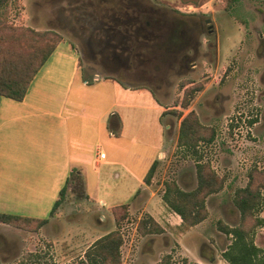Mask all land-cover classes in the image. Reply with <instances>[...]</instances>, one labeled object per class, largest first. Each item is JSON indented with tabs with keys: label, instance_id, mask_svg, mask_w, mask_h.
I'll list each match as a JSON object with an SVG mask.
<instances>
[{
	"label": "rangeland",
	"instance_id": "rangeland-1",
	"mask_svg": "<svg viewBox=\"0 0 264 264\" xmlns=\"http://www.w3.org/2000/svg\"><path fill=\"white\" fill-rule=\"evenodd\" d=\"M140 12L155 20L151 25L160 24L155 31L157 36L166 35L172 20L184 21L188 34L195 33L201 43L199 52H189L184 67L178 70L171 69L169 56L158 60L155 49L144 48L138 41L129 46L130 41L124 43L122 38L119 46L110 49L112 56L107 51H90L88 45L106 39L104 35L98 37L100 32H91L90 23L101 19L100 14L109 23V14L115 18L125 14L132 19ZM207 20H211L212 34L207 32ZM0 23L14 27L16 31L11 33H15V42L31 45L32 36L22 31L30 29L58 36L60 46L77 48L81 52L80 81L97 74L153 92L169 111L161 121L168 153L152 180V190L159 196L163 195L165 183L172 181L184 191L194 190L199 157V163L224 183L219 193L207 198L208 217L194 231L182 220L178 227L170 224L172 219L161 214L158 217L165 227L155 220L161 232L146 235L144 223L151 215L142 208L140 197L132 201L127 212L97 209L84 199L83 194H93L97 184L95 169L86 166L87 190L84 187L80 194L82 189L69 187L67 201L44 226L40 227L37 221L0 223V237L14 245H9L14 248L11 254L0 253V264H89L86 253L98 239L112 232L119 234L123 242L119 264H228L222 254L231 237L221 228L241 225L233 202L235 193L250 181L255 188L264 185V0H10L0 10ZM194 87L202 90L195 93L189 108H182L181 103ZM98 90V94L102 90L107 93L105 104L112 96L116 100L110 89ZM191 111L204 129H215L212 143L198 144V155L178 147L181 121ZM114 112L124 116V134L114 137L102 151L122 158L119 151L129 144V135L139 142L138 154L144 159L152 157L150 147L159 139L154 112L141 110V124L133 109L117 107ZM107 122L110 126L109 117ZM76 130L82 144L98 146L87 121L84 129ZM120 170L116 167V172ZM111 178L115 183V173ZM261 194L264 198V190ZM124 201L129 202L122 197L107 199L109 206ZM156 205L153 203V208ZM255 216L264 218V206ZM253 224L250 219L245 226L251 228ZM253 240L264 250V227L254 228ZM32 253L40 257L38 262L30 260Z\"/></svg>",
	"mask_w": 264,
	"mask_h": 264
},
{
	"label": "crops",
	"instance_id": "crops-1",
	"mask_svg": "<svg viewBox=\"0 0 264 264\" xmlns=\"http://www.w3.org/2000/svg\"><path fill=\"white\" fill-rule=\"evenodd\" d=\"M80 59L77 48L59 45L22 102L0 98V213L49 219L71 171L75 170L87 190L88 175L84 171L88 170L86 166H93L96 190L93 194H83L93 207L105 210L123 204L132 206V201L140 197L142 208L162 227L165 226L158 217L161 214L172 219L170 224L180 226L181 218L168 211L152 185L144 183L153 162L158 161L160 165L168 153L161 122L166 108L143 86L132 88V84L100 78L97 74L80 81ZM101 87L110 89L116 100L112 96L105 104L107 93L102 90L98 94ZM117 107L133 109L139 124L143 123L141 110L154 112L159 139L150 147L152 157L144 159L138 154L139 142L129 135V144L119 151L122 158H117V153L102 151L114 137L124 134V116L114 112ZM108 117L110 126L106 123ZM86 121L96 135L98 146L82 144L80 140L76 129H84ZM116 167L122 172H116ZM114 173L115 183L111 178ZM120 197L129 202L108 205L107 199ZM153 203L157 204L155 208ZM199 225L189 230L194 231Z\"/></svg>",
	"mask_w": 264,
	"mask_h": 264
},
{
	"label": "trees",
	"instance_id": "trees-1",
	"mask_svg": "<svg viewBox=\"0 0 264 264\" xmlns=\"http://www.w3.org/2000/svg\"><path fill=\"white\" fill-rule=\"evenodd\" d=\"M10 0H0V10L5 7ZM238 1V0H233ZM178 34L164 39L163 47L169 48L177 41L178 44L185 45L187 36L184 21H178ZM6 30V31H5ZM14 27L9 25L3 26L0 23V98H7L16 102H22L34 79L38 76L42 68L49 61L60 43V38L49 33H39L30 29L27 31L33 38L31 45H25L21 41H13L15 32ZM7 32V33H5ZM55 37V39L53 38ZM126 88L125 85L122 84ZM202 90V87H194L189 91V97L186 98L181 107L189 108L191 100L195 93ZM166 110H168L166 108ZM169 111H165V116ZM172 114H177L172 111ZM169 114V113H168ZM179 115V114H178ZM255 121H250L253 124ZM209 131V135H205L203 131ZM215 139V129H204L198 121L197 115L190 112L186 115L180 124L178 147L185 151H191L193 155H198L195 151L200 142L212 143ZM199 159L196 160V178L197 187L192 191L182 190L176 181L165 183V190L161 196L162 201L171 210L177 214L184 225L188 228L195 227L204 222L208 217L206 208L207 198L211 195L219 193L223 188V181L218 179L209 168L202 164ZM159 166L158 161H154L144 177V183L148 186L152 185V180ZM77 187L83 194L84 183L82 179L76 175L75 170L71 171L66 180L64 187L61 189L59 198L55 201L49 217L52 218L58 209H61L68 197L69 187ZM261 190L263 187L255 188L250 181L244 188L238 189L234 197V206L239 212L242 219L241 225L237 227L224 226L221 228L226 236L231 237V243L227 246L222 254L223 259L228 264H264V250L257 247L253 240V231L255 227H264V218L255 216L264 206V198ZM87 197L84 196V199ZM129 204H123L113 207L115 209H124L127 212ZM253 220L254 224L251 228H247L245 223ZM49 219H31L14 214L0 213V223L8 225H17L19 222H35L41 226L47 224ZM155 219L150 216L148 221L144 223L145 234L160 233L161 228ZM122 239L116 232L98 239L92 246V249L86 253L89 264H119L120 248ZM40 257L36 255L35 261L38 262Z\"/></svg>",
	"mask_w": 264,
	"mask_h": 264
},
{
	"label": "flooded vegetation",
	"instance_id": "flooded-vegetation-1",
	"mask_svg": "<svg viewBox=\"0 0 264 264\" xmlns=\"http://www.w3.org/2000/svg\"><path fill=\"white\" fill-rule=\"evenodd\" d=\"M111 1L113 2V0ZM100 15L101 19H99L98 21H92V23H90L92 27L91 32H100V35L98 37L101 38L100 36L104 35L106 39H101L103 40L102 42L101 40H99L95 41L92 45H88L92 53L103 54V52L107 51L112 56L113 51H110V49L119 46L121 43V39L124 38V43L130 41L129 46H132L135 41H138L144 48L148 46L155 49V51L158 53V60H162L164 58L167 59V57L169 56L172 63L171 69L177 67L179 70V68H181L182 66L184 67V61L188 59L187 54L189 52L198 53L200 50L201 43L197 41L195 33L191 31L190 34H188L187 30L183 31V33H185L187 36L185 45L180 46L178 42L175 41L169 48V50L168 48L163 47V41L164 39H168L169 34L170 36L178 34L179 24L177 18L175 20H172L170 28L166 30V35L161 34L160 36H157L155 31H157L160 24L151 25V22H154L155 20L153 18H150L149 15H142L141 12L134 16L132 19H130L125 14H123V18H115L113 14H109L107 17L109 23L104 20L103 14ZM205 23L207 24V32L209 34H212L214 31L212 29V25L210 24L211 20L210 22H208L207 20ZM135 25L137 26V28H134ZM194 68H196V66H194L192 69ZM10 244L13 245V243L6 242V240L0 237V253L7 254L9 252H12L14 248L12 249V247L9 246ZM32 254L34 255L31 256L30 260H35L37 254ZM19 263L22 264L21 261H19ZM23 264L25 263L23 262Z\"/></svg>",
	"mask_w": 264,
	"mask_h": 264
},
{
	"label": "built area",
	"instance_id": "built-area-1",
	"mask_svg": "<svg viewBox=\"0 0 264 264\" xmlns=\"http://www.w3.org/2000/svg\"><path fill=\"white\" fill-rule=\"evenodd\" d=\"M100 158H104V154H100Z\"/></svg>",
	"mask_w": 264,
	"mask_h": 264
},
{
	"label": "water",
	"instance_id": "water-1",
	"mask_svg": "<svg viewBox=\"0 0 264 264\" xmlns=\"http://www.w3.org/2000/svg\"><path fill=\"white\" fill-rule=\"evenodd\" d=\"M208 22H210V20H208Z\"/></svg>",
	"mask_w": 264,
	"mask_h": 264
}]
</instances>
